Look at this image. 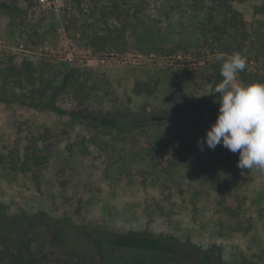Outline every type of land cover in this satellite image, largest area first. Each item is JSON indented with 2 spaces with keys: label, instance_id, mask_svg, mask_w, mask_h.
Segmentation results:
<instances>
[{
  "label": "rangeland",
  "instance_id": "374dc122",
  "mask_svg": "<svg viewBox=\"0 0 264 264\" xmlns=\"http://www.w3.org/2000/svg\"><path fill=\"white\" fill-rule=\"evenodd\" d=\"M7 1L18 11L0 12V208L10 215L42 211L120 233L174 236L201 248L217 245L227 264L244 257L264 264V91L251 93L230 74L235 90L249 92L247 105L224 114L208 102L215 54L205 27L211 12L221 21L223 11L205 0ZM261 2L234 3L252 35L250 57L258 53L252 41L264 34V14L254 11ZM117 4L121 14L113 12ZM115 25L126 31L127 50L110 58L93 53L87 36ZM214 38L211 43L219 41ZM27 62L34 66L32 81L48 86L78 67L83 79L89 76L85 106L120 116L121 125L7 103L4 95L21 94L30 80L6 74ZM138 81L159 85L137 94ZM58 101L66 109L78 106L71 90ZM178 102L202 109L208 136L228 137L240 115L238 146L199 145L194 128L153 119ZM131 115L142 123H130ZM184 142L189 160L170 164ZM31 143L42 147L43 166L12 169L9 159Z\"/></svg>",
  "mask_w": 264,
  "mask_h": 264
},
{
  "label": "trees",
  "instance_id": "16d2710c",
  "mask_svg": "<svg viewBox=\"0 0 264 264\" xmlns=\"http://www.w3.org/2000/svg\"><path fill=\"white\" fill-rule=\"evenodd\" d=\"M80 1V0H76ZM214 3L218 10L223 11L222 20L217 19L214 12L210 13L206 30L213 37L207 38L213 48L214 61L210 64L211 71L207 75L210 84L209 108L227 113L238 110L249 102V92L264 91V34H259L252 44L257 55L250 57L247 49L251 42V33L247 30L246 21L234 7L236 1L247 0H205ZM121 5L117 4L114 13L121 14ZM15 2L0 0V12H17ZM257 14H264V0L254 5ZM209 26L211 28L209 29ZM225 37H228V39ZM87 44L93 53L103 58H110L112 52L123 53L127 50L126 31L115 25L105 31L94 32L87 36ZM197 56L205 58V54ZM201 60V59H200ZM33 63H23L16 68L11 67L6 74L10 79L16 74L19 80H30V86L22 89L21 94L4 95L7 103L38 109L49 110L59 115L76 119H84L100 123L108 127H118L122 118L115 114H103L91 111L85 102L90 95L89 76L85 79L78 67H70L61 76V81L48 86L45 81H32ZM230 74L237 76L248 88L249 92L235 90L229 80ZM5 79V80H6ZM7 81V80H6ZM9 86V82L5 83ZM13 88H18L12 84ZM159 81H138L134 91L137 94L153 93ZM49 91L45 94L46 88ZM6 89V88H5ZM7 90V89H6ZM71 90L78 106L66 109L59 104L62 93ZM45 94V95H44ZM202 109L198 105L178 102L170 109L162 111L163 119L177 120L191 128L197 134V144H214L219 148L229 149L238 146L241 139V117L230 122L234 128L226 135L218 133L208 136L202 130ZM228 120V117H225ZM132 124H141L142 120L134 115L128 117ZM187 143L184 142L170 164L188 161ZM156 151L158 146H154ZM160 150V149H159ZM46 156L40 145L31 143L26 152L17 158L9 159L11 168L26 172L43 166ZM227 264L222 249L217 245L201 248L191 242L183 243L174 236L157 235L151 232H116L101 229L88 224H78L71 220H55L46 212L35 214L10 215L0 208V264ZM238 264V263H237ZM239 264H259L257 261L244 257Z\"/></svg>",
  "mask_w": 264,
  "mask_h": 264
},
{
  "label": "water",
  "instance_id": "95a60500",
  "mask_svg": "<svg viewBox=\"0 0 264 264\" xmlns=\"http://www.w3.org/2000/svg\"><path fill=\"white\" fill-rule=\"evenodd\" d=\"M153 119L162 120L163 117H153Z\"/></svg>",
  "mask_w": 264,
  "mask_h": 264
}]
</instances>
